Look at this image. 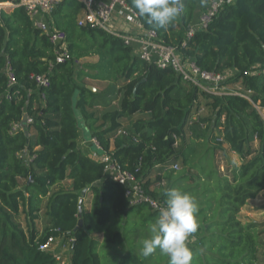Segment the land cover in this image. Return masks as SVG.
<instances>
[{"label": "trees", "instance_id": "obj_1", "mask_svg": "<svg viewBox=\"0 0 264 264\" xmlns=\"http://www.w3.org/2000/svg\"><path fill=\"white\" fill-rule=\"evenodd\" d=\"M126 1L138 13L132 0ZM207 1L183 0L180 15L165 28L139 19L144 29L179 48L200 69H231L234 77L227 84L239 85L246 93L247 98L202 94L214 112L206 143L211 150L225 146L242 159L230 181L210 163L202 166L203 159L195 165L194 149L174 148L173 136L182 134L198 102L196 89L171 69L141 60L119 37L80 27L83 3L63 0L50 13L53 27L66 35L69 59L63 63L55 62L53 46L23 7L0 10V264H60L53 253L39 249L49 237L70 241L66 264H169L159 248L148 257L141 254L140 242L158 215L146 205L129 207L124 188L104 175L103 164L77 150L75 112L102 150L141 179L147 193L166 201V190L179 188L194 197L199 227L189 235L197 240L190 248V264L264 263L257 257L262 245L256 233L259 224L238 219L246 202L264 191V122L255 107L264 108V76L255 73L264 67V0H235L224 6L205 30L196 31L182 46L197 6L203 10ZM94 57L95 62L84 61ZM7 61L16 79L11 89L4 72ZM32 74L49 77L44 101ZM87 80L116 85L121 93L118 108L100 116L91 111L95 93ZM136 114L149 115L146 124L138 121L129 130L138 137L128 142L112 139L122 130L121 121ZM24 116L33 122L13 130ZM253 135L257 149L248 145ZM24 154L32 159L23 161ZM179 159L184 169L157 176L166 186L150 191L154 167L165 168ZM184 183L191 185L178 187ZM21 216L24 227L16 220ZM41 217L46 221L42 232L36 227Z\"/></svg>", "mask_w": 264, "mask_h": 264}, {"label": "built area", "instance_id": "obj_2", "mask_svg": "<svg viewBox=\"0 0 264 264\" xmlns=\"http://www.w3.org/2000/svg\"><path fill=\"white\" fill-rule=\"evenodd\" d=\"M63 0H0V10H12L15 7H23L30 17L34 26L45 35L48 42L53 46L55 52V62L63 63L69 59L66 49V35L63 31L57 30L53 25L44 19L56 5ZM84 5V9L78 18L80 27L99 28L119 37L126 46L132 49L134 55L147 63H153L161 69H171L182 81L188 83L200 95H212L221 98L224 95H238L247 98L239 85H227L233 71L231 69L222 72H207L196 66L194 60L185 58L179 48L168 46L158 40L154 31L143 28L138 13L127 3L126 0H78ZM233 0H208L203 11L198 16L195 24L191 25L185 34L186 40L193 37L196 31L205 30L226 5H230ZM38 17H41L40 19ZM122 21L134 25L143 31V34H128L114 25L115 21ZM76 65L78 62H74ZM5 76L7 87L11 89L16 85L15 75L7 61L5 65ZM264 76V67L255 72ZM30 79L39 90L41 101L46 99V90L50 86L49 77L45 74H32ZM7 100H11L10 94L6 95ZM199 100V98H198ZM27 117V116H26ZM31 118L26 119V124L32 123ZM21 127L14 124L12 129ZM118 134L122 131H118ZM182 136L174 135L175 145ZM113 139V138H112ZM111 139V140H112ZM97 150L103 152L101 163L103 164L104 175L111 178L124 188V195L129 207L146 205L153 213L158 215L160 208L165 206V201L147 193L143 187L141 179L132 172L123 170L119 164L114 162L108 153H105L95 138L91 139ZM174 145V146H175ZM168 169V168H167ZM169 169L178 170V165L174 164ZM56 238L49 237L39 246L41 251L53 253L54 259L59 262L60 256L51 250Z\"/></svg>", "mask_w": 264, "mask_h": 264}, {"label": "rangeland", "instance_id": "obj_3", "mask_svg": "<svg viewBox=\"0 0 264 264\" xmlns=\"http://www.w3.org/2000/svg\"><path fill=\"white\" fill-rule=\"evenodd\" d=\"M234 72L231 75V78L234 77ZM229 79V80H230ZM228 80V81H229ZM85 84L89 85L94 90V98L92 100V109L97 116H100L106 112L115 110L119 106V101L121 99V93L118 91L116 85L105 83V84H98L97 82L93 81H85ZM229 85V84H227ZM184 90H188V85L181 84L180 85ZM97 88V89H96ZM210 101L204 95H200L197 104L192 108L190 119L188 120L187 126L185 127L184 131L182 132V136L177 140V145L174 146L177 152H180L184 149L196 151V157L194 160L195 165H201L199 160L203 159L204 163L202 162V166L208 165L210 163L211 168L217 171L222 176H225L229 181L232 179L234 171L237 167L242 163V159L238 157L233 152L228 151V149L223 146L222 149H214L211 150L213 147L209 142L206 143L207 131L209 128L212 127L213 120H214V112L212 107L210 106ZM262 121L264 122V108H260L255 106ZM149 119L148 114H136L130 118L123 119V128L122 133L112 136V138H122L126 142L130 140V138L134 141L138 136L130 135L129 130L132 129L133 124L136 122H141L146 124ZM82 117L77 112V124L80 127L82 125ZM222 121V120H221ZM81 123V124H80ZM248 145L251 149H257L259 146V142L256 136H250L248 140ZM208 150V152H206ZM23 161L25 156L22 158ZM249 159V158H247ZM246 159V160H247ZM199 161V162H198ZM178 165V170H168L169 173L176 175L180 173L184 168L182 166V160L179 159L175 162ZM208 163V164H207ZM174 164V163H172ZM167 165L164 169L169 167ZM190 174L197 175V171L193 169H186ZM160 172L155 171V173L151 174V181L155 180V190L154 191H161L163 187L166 186L165 179H161L162 181L156 180V177H163L165 173L158 174ZM155 174V175H154ZM66 187H68V183H65ZM191 184L184 183L178 185V187H189ZM179 189V188H178ZM89 201L90 198L84 199V206L86 209H89ZM43 215V211L41 212ZM238 219L241 223L248 224V223H257L259 227L256 229V233L258 234V240L262 243V245L258 248L257 257L260 260H264V191L259 193L256 198L252 200H248L246 205L241 208V211L238 215ZM17 222L20 223L22 227H24L23 217H19L16 219ZM37 229L42 232L45 227V220L40 219L37 223ZM99 239H102V236H97ZM197 240L191 236H189L186 240L187 247L190 249L193 244H195ZM54 249V253L59 255L60 264H66L68 261V254L70 250V241H65L63 239H57L54 241V244L51 250ZM264 264V263H261Z\"/></svg>", "mask_w": 264, "mask_h": 264}, {"label": "clouds", "instance_id": "obj_4", "mask_svg": "<svg viewBox=\"0 0 264 264\" xmlns=\"http://www.w3.org/2000/svg\"><path fill=\"white\" fill-rule=\"evenodd\" d=\"M132 6L149 25L165 28L180 15L183 0H132ZM165 206L149 226V236L140 242V252L148 257L159 248L169 264H190L192 252L186 240L199 227L198 206L194 197L177 188L165 192Z\"/></svg>", "mask_w": 264, "mask_h": 264}, {"label": "crops", "instance_id": "obj_5", "mask_svg": "<svg viewBox=\"0 0 264 264\" xmlns=\"http://www.w3.org/2000/svg\"><path fill=\"white\" fill-rule=\"evenodd\" d=\"M234 2H235V0H233V2L231 4H233ZM202 11H203L202 10V6H197V9L195 11L193 20L191 21V25L196 23V21L198 19V16L200 15V13ZM38 18L40 19L41 17H38ZM44 19H46L47 21L52 23V21L50 19V16H48L47 18L45 17ZM33 25H34V23H33ZM114 25L117 28L122 29L125 33H128V34H143V31L137 29L134 25H132L130 23H125V22L117 20V21L114 22ZM96 60H97V58L94 57V58L85 59L84 61L95 62ZM97 83L98 84H105L104 82H97ZM87 87H90V86L88 85ZM94 90H95V88H93V92H94ZM75 116H76V119H77V112H75ZM81 121H82L81 122L82 125L79 127V136H78L77 141H76L77 142V150L80 151L81 153H83L84 155L90 157L94 161L100 162L102 157H103V152H101L100 150H97L96 147L92 144V142H91L92 141L91 139L93 138L92 134L86 128V124H85L83 118H82ZM121 123L123 125V121H121ZM24 156H25V161H27V162H29L32 159V156H30L29 154H24L23 157ZM167 168L164 169V168H162L160 166H155L152 173H155V171H158V172H161V173H165L168 170H171V169H169L170 166L167 167ZM154 190H155V184L150 188V191H154ZM41 219L45 220L43 217H41ZM45 224H46V221H45Z\"/></svg>", "mask_w": 264, "mask_h": 264}, {"label": "water", "instance_id": "obj_6", "mask_svg": "<svg viewBox=\"0 0 264 264\" xmlns=\"http://www.w3.org/2000/svg\"><path fill=\"white\" fill-rule=\"evenodd\" d=\"M88 89H90L91 91H93V89L91 87H88ZM26 119L27 117L24 116L23 119H22V122H21V127H24L26 125ZM96 185H98V183H96ZM87 189L83 190L81 195L83 196L85 194ZM82 201V200H81ZM81 201H80V204H81ZM79 217H81V208H79ZM82 225V221L79 220V226Z\"/></svg>", "mask_w": 264, "mask_h": 264}]
</instances>
